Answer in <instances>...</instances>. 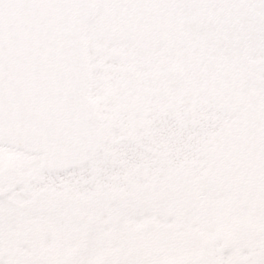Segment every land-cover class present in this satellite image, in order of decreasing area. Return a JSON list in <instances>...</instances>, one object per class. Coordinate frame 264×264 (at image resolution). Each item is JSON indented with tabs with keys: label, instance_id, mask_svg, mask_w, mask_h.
Returning a JSON list of instances; mask_svg holds the SVG:
<instances>
[{
	"label": "snow or ice",
	"instance_id": "snow-or-ice-1",
	"mask_svg": "<svg viewBox=\"0 0 264 264\" xmlns=\"http://www.w3.org/2000/svg\"><path fill=\"white\" fill-rule=\"evenodd\" d=\"M0 264H264V0H0Z\"/></svg>",
	"mask_w": 264,
	"mask_h": 264
}]
</instances>
